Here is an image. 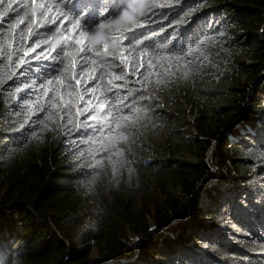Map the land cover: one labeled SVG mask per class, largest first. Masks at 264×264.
Listing matches in <instances>:
<instances>
[{
    "label": "trees",
    "instance_id": "16d2710c",
    "mask_svg": "<svg viewBox=\"0 0 264 264\" xmlns=\"http://www.w3.org/2000/svg\"><path fill=\"white\" fill-rule=\"evenodd\" d=\"M146 2L0 3V264H264V0Z\"/></svg>",
    "mask_w": 264,
    "mask_h": 264
},
{
    "label": "clouds",
    "instance_id": "9594fccd",
    "mask_svg": "<svg viewBox=\"0 0 264 264\" xmlns=\"http://www.w3.org/2000/svg\"><path fill=\"white\" fill-rule=\"evenodd\" d=\"M149 4H150V0H148V2L145 3V6H144V7H145V10H146V11H150ZM124 14H125V12H124V10H122V11H121V15H124ZM139 15H144V12H140ZM130 23H133V24H134L135 21L132 20V21H130Z\"/></svg>",
    "mask_w": 264,
    "mask_h": 264
},
{
    "label": "snow or ice",
    "instance_id": "6c2138e0",
    "mask_svg": "<svg viewBox=\"0 0 264 264\" xmlns=\"http://www.w3.org/2000/svg\"><path fill=\"white\" fill-rule=\"evenodd\" d=\"M0 3H3V0H0ZM9 7L11 8V5H9ZM132 11H133V12H135V11H136V9H135V8H133V9H132ZM127 15H128V13H127V12H125V16H127Z\"/></svg>",
    "mask_w": 264,
    "mask_h": 264
},
{
    "label": "rangeland",
    "instance_id": "374dc122",
    "mask_svg": "<svg viewBox=\"0 0 264 264\" xmlns=\"http://www.w3.org/2000/svg\"><path fill=\"white\" fill-rule=\"evenodd\" d=\"M113 50H115V51H117V50L121 51V50H122V48H120V49H118V48H114Z\"/></svg>",
    "mask_w": 264,
    "mask_h": 264
}]
</instances>
